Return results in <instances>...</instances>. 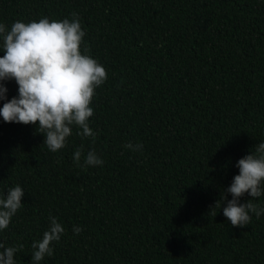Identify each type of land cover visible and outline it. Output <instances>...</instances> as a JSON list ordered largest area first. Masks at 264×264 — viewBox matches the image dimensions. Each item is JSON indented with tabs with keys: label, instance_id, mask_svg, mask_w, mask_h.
<instances>
[{
	"label": "trees",
	"instance_id": "16d2710c",
	"mask_svg": "<svg viewBox=\"0 0 264 264\" xmlns=\"http://www.w3.org/2000/svg\"><path fill=\"white\" fill-rule=\"evenodd\" d=\"M73 13L82 54L107 72L90 105L95 140L73 126L51 152L36 126L0 117V195L24 190L0 243L22 244L16 264H32L53 216L65 231L40 264H264V215L240 228L227 201L210 211L264 142V0H0L9 30ZM93 149L104 164L86 167ZM252 202L264 208V195Z\"/></svg>",
	"mask_w": 264,
	"mask_h": 264
},
{
	"label": "clouds",
	"instance_id": "9594fccd",
	"mask_svg": "<svg viewBox=\"0 0 264 264\" xmlns=\"http://www.w3.org/2000/svg\"><path fill=\"white\" fill-rule=\"evenodd\" d=\"M86 33L82 30L75 13L72 18L62 21L41 18L25 23L14 22L10 30L0 23V117L5 123L34 125L37 132L44 136V142L51 152L65 147L67 138L72 134V127L82 131L77 134L91 137L95 133L89 127V118L93 116L90 106L95 90L107 80L103 65L90 55L82 54L81 45ZM88 49L85 47L84 52ZM14 80L18 85V95L7 98L5 81ZM38 122V123H37ZM125 148L141 151L142 144H125ZM255 152L239 159L236 167L239 174L233 177L231 185L223 191V196L211 208L223 207V215L233 227L243 228L251 221V215L257 218L264 215V208L253 203V199L264 195V142L255 147ZM83 145L75 150L73 160L80 166ZM84 166H102L104 161L89 150L84 157ZM230 194L232 199L227 200ZM248 194L252 199L241 203L240 199ZM24 190L21 186L7 190V195H0V230L7 229L12 217L22 207ZM64 227L56 217H49V227L41 240L31 245L32 264H40L45 256L51 257L54 249L50 246L59 242L64 234ZM82 228L76 226L73 232L79 235ZM23 245L5 247L0 243V264H16L14 259Z\"/></svg>",
	"mask_w": 264,
	"mask_h": 264
}]
</instances>
